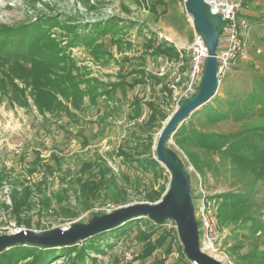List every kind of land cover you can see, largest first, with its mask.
I'll list each match as a JSON object with an SVG mask.
<instances>
[{
  "label": "trees",
  "instance_id": "obj_1",
  "mask_svg": "<svg viewBox=\"0 0 264 264\" xmlns=\"http://www.w3.org/2000/svg\"><path fill=\"white\" fill-rule=\"evenodd\" d=\"M134 1L139 2V0ZM157 5L160 4L154 1L150 6L154 12ZM73 19L72 16L62 19L58 15L42 14L36 21L17 25L0 23V95H9L13 102L27 108H32L34 105L44 119L50 121L51 126L63 129L69 135L74 133L68 127L75 124L79 127L76 138H80L83 146H86L90 143L82 126L85 122L86 110L91 106L97 108V120H90L88 124H94L104 130L103 124H106L113 113L122 109V100L131 90L134 91L136 86L145 85L148 77L147 70L141 67L143 63L132 64V58L124 55L125 52L133 49L132 42L126 40V36L135 23L121 25V19L112 17L95 24L79 25ZM54 27H60L66 32L65 43L53 35ZM154 40L152 36L145 44V52L139 55L145 61L148 55L155 54L178 58L179 50L175 44L163 39L154 45ZM76 46H83L90 57L101 66L109 65L116 59L112 51V47L116 46V51L122 54V59L118 61L120 72L116 80L102 81L99 77L91 75L92 71L88 66L79 65L69 52L70 48ZM133 74L135 77H132ZM16 79L25 86H20ZM156 79L163 81L160 77ZM133 95L134 99L127 118L137 120L142 116L145 106L149 109L148 118L142 124L135 122L139 128L141 126L139 132H130L135 144L119 146L116 155L124 159L128 170L137 168L143 170L145 174L152 173L153 177H157L163 166L155 159V153L154 157L152 156L154 138L151 129L165 120L169 114L157 103L144 101L138 92ZM30 98L32 101H29ZM47 113L57 119L52 121L46 117ZM196 114H199V125L194 120H189L187 123L184 122L174 135L180 136L179 146L198 170L202 171L205 166L212 168L214 156H218L222 167L230 165L232 169L252 176V182L250 181V185L244 189L220 192L216 195L222 198L218 212L219 223L222 227H232L233 233L237 236L241 235L243 239L252 237L249 242L251 247L243 253L239 252L243 247L242 242L231 247L235 264H264V219L258 217L260 214L255 210V205L251 204V193L255 191L254 184L260 181L264 186V127H249L248 124H244L255 116L264 119V76L256 78L255 86L247 96L234 94L223 98L217 94L190 118ZM224 120L243 122L244 126L242 124L238 130L229 133L207 130L206 127L209 125ZM197 149L204 152L205 158L196 152ZM37 153L29 171L33 173L44 168L52 174L53 165L42 163L43 158L40 157L39 152ZM147 154L149 155L145 156ZM52 159L56 169H62L63 158L53 154ZM3 175L4 173L0 172V185L4 179ZM62 178L67 186L62 188L61 193L54 194L58 204L64 200L70 187H74L75 192L80 196V201L85 203V206H89L92 199L99 197L102 189L109 198L119 202L118 200L127 197L129 188H134L138 192L143 185L138 176L133 177L129 172L121 174L122 184L119 185L114 169L106 158L99 154L93 160L83 161L75 172L67 170V174ZM36 187L38 190L41 189L40 184ZM165 190V186H162L158 191L144 188L141 192L144 200L156 202ZM194 191L195 188H192V195ZM32 194V187L26 186L22 191L13 188L10 195L12 213L17 224H24L29 228H31V220L22 217V214L33 207ZM52 201L53 197L46 195L41 198L40 203L43 208H48ZM1 203L3 204L0 200ZM66 211L64 210L65 213ZM96 214L100 215L103 212H94L93 215ZM142 221L144 218L128 221L111 231L73 245L48 247L32 243L16 244L0 251V264H56L53 262L61 257L65 258L64 264L90 262L97 264V257L91 256V253H106V249L102 247L105 236L115 235L116 242L107 245L112 247L128 234L133 225L137 226ZM245 228L249 230L250 236L241 232ZM151 235L152 230L139 229L135 238L143 243V248L136 260L147 262L158 247L167 244L166 240L153 244ZM165 249L166 254L171 251L170 246L166 245ZM165 261L164 257L155 258L149 264H164ZM184 264H192V262L187 260Z\"/></svg>",
  "mask_w": 264,
  "mask_h": 264
},
{
  "label": "rangeland",
  "instance_id": "obj_2",
  "mask_svg": "<svg viewBox=\"0 0 264 264\" xmlns=\"http://www.w3.org/2000/svg\"><path fill=\"white\" fill-rule=\"evenodd\" d=\"M141 1L0 0V23L17 25L22 22L36 21L37 17L42 14L58 15L62 19L72 16L74 22L79 25L84 23L95 24L112 17L121 19V25L135 23L133 28L129 27L131 29L126 36V40L132 42L133 49L125 52L124 55L132 58V64L143 63V67L147 70V77H150V79L146 77L149 82L147 81L144 86H136V89L134 91L131 90L130 93L138 92L139 96L144 99L157 103L167 111L169 114L168 118L175 110L176 105H171L163 97L160 92V87L162 86L159 84V80L156 79L159 76L147 68L151 56L148 55L145 61L139 55L145 52V44L152 36L155 39L154 45L161 42V34L164 38L165 36L167 37L165 39L169 43L177 44L178 35L188 37L192 42L194 27L186 11L185 0H143L142 3ZM154 1L160 4L156 6V12L150 7ZM250 4L249 19L253 30L247 44L249 59L239 60L221 80L218 95L223 98H228L234 94L242 97L247 96L253 90L256 78L261 75L264 76V0H251ZM163 10L164 12H162ZM174 32L176 35H173ZM65 34L66 32L62 28H53V35L64 43L66 42ZM258 48L262 49V53L257 52ZM151 50L153 51V48ZM112 51L117 53L115 55L116 59L112 60L109 65L101 66L90 57L83 46L72 47L69 50L71 56L78 61L79 65L88 66L92 71V76L99 77L105 82L116 80V76L120 72L118 61L122 59V54L116 51V46L112 47ZM16 81L20 86H25L19 79H16ZM122 104V109L117 113H113L106 124H103L104 130L94 124H88L90 120H97V108L91 106L86 110L87 114L84 117L85 122L82 123V126L85 134L90 139V143L83 146L81 139L76 138L79 127L75 124H71L68 127L74 133L69 135L65 130L51 126L50 121H46L34 105H32V108H27L13 102L9 95H0V172L4 173V179L0 185V199L4 201L3 204H0V234L16 232L18 229L26 228L36 231L65 228L76 222H88L94 216V209L108 202L114 204L116 208L138 202H150L144 200L142 196L141 190L144 188L158 191L162 186H165L166 190L164 193L167 191L171 181V173L164 166L160 169L161 173H158L157 177H153L152 173L145 174L143 170L141 171L137 168L128 170L124 159L116 155L119 146H132L135 144L134 137H132L133 135L130 132H139L141 130V126L139 128L135 122L138 121L142 124L148 118L139 117L138 120H129L127 114L131 106L127 104L126 100H123ZM101 105L103 106V102H101ZM222 107H225V105H222ZM198 115L189 117L185 122L194 120L199 125ZM46 117H49L52 121L57 119L55 116L50 117L48 113ZM167 118L151 129L154 138L153 157L158 134ZM242 124L243 122L235 123L233 120H224L211 124L206 128L208 131L229 133L238 130ZM244 124H248L249 127H264V119L255 116L245 121ZM179 138L180 136L173 135L168 140L167 146L184 162L191 177L192 188L197 190L200 179L205 184L203 185L204 188L211 192L242 190L250 185V181L252 182L251 175L234 170L230 165L225 168L222 167L220 161H218V156H214L212 168L205 166L202 171L198 170L179 146ZM16 149L19 153L16 152ZM37 152L43 158L42 163L53 165L54 171L52 174L48 173L44 168L33 173L29 171L31 162L38 155ZM196 152L202 158H205L203 151L197 149ZM53 154L63 158L62 169H56L55 162L52 159ZM98 154L105 157L114 169L119 185L122 184V173L129 172L133 177L138 176L143 182L140 191L137 192L134 188H129L127 197L116 202L109 198L105 194V190L102 189L99 197L92 199L89 206H85V203L80 201V196L75 192V188L70 187L64 200L58 204L54 194L61 193L62 188H66L67 184L62 177L67 174V170L68 172H75L83 161L93 160ZM38 184H40V190L36 187ZM26 186H30L33 189L32 199L34 205L23 213L22 217L31 220V228L24 224H17L12 213V201L9 204L3 199L6 188L10 190L11 194L13 188L22 191ZM254 190L253 194L251 193V204L255 205V210L260 214L258 217L264 219V186L260 181L254 184ZM46 195H51L53 201L48 208H43L40 201ZM193 195L195 197V193ZM64 210H67L66 213ZM218 212L219 208L217 210L219 220ZM220 227L224 232L222 245L228 253V258L219 257V259L226 264H235L231 247L238 242H242L243 247L239 252L243 253L251 247L249 242L252 237L247 228L241 230V232L249 235V239H243L239 234L238 236L235 235L232 227H222L221 225ZM139 229L141 231L152 230L151 242L153 244H158L160 240H164V242L166 240L167 243L160 248L158 247L154 251L152 258L147 262L135 259L143 248V243L135 238ZM115 240V235L113 234L105 236L102 241V247L106 249V253H91V256L97 257V264H143L142 262L149 264L152 259L161 257L166 259L164 264H184L187 260L190 261L185 255L178 229L172 219L157 223L150 220V218H144V221L140 222L139 225H133L128 234L124 235L121 240L119 239L116 244L112 247H107L108 244L116 242ZM166 245L171 247V251L168 254H166ZM64 260L65 258L61 257L53 263L64 264ZM89 264L92 263L90 262ZM192 264L194 263L192 262Z\"/></svg>",
  "mask_w": 264,
  "mask_h": 264
},
{
  "label": "water",
  "instance_id": "obj_3",
  "mask_svg": "<svg viewBox=\"0 0 264 264\" xmlns=\"http://www.w3.org/2000/svg\"><path fill=\"white\" fill-rule=\"evenodd\" d=\"M185 6L187 13L191 16L194 31L204 39L208 54L197 92L178 102L175 110L164 123L155 143V159L171 173L169 188L162 198L154 203L138 202L121 206L111 212L94 215L88 222H76L65 228L42 231L26 228L0 234V251L25 243L48 247L73 245L111 231L134 219L150 218L157 223L172 219L178 229L185 255L191 262L226 264L201 248L191 177L184 162L167 146L168 140L180 126L195 111L209 103L218 94L220 87L216 52L227 20L221 14L212 12L207 0H185Z\"/></svg>",
  "mask_w": 264,
  "mask_h": 264
},
{
  "label": "built area",
  "instance_id": "obj_4",
  "mask_svg": "<svg viewBox=\"0 0 264 264\" xmlns=\"http://www.w3.org/2000/svg\"><path fill=\"white\" fill-rule=\"evenodd\" d=\"M207 2L212 12L221 14L227 20L216 52L219 66L217 75L221 83L234 64L239 60L249 59L247 44L253 30L249 19L251 4L249 0H207ZM165 38L161 34L160 40ZM257 52L262 53V49L258 48ZM207 54L208 48L204 39L194 31L193 41L185 48L179 49L178 58L158 54L151 56L147 68L164 78V81L160 83L161 93L171 105L177 106L181 99L197 92ZM16 152H18L17 149ZM203 185L205 184L200 179L197 190L194 191L195 197L193 195L201 248L218 259L219 257L228 258V253L222 245L224 232L217 215L222 198L216 195L220 192L206 190ZM10 195V190L6 188L3 199L9 204L11 203ZM115 209L114 204L108 202L95 208L94 212L106 213Z\"/></svg>",
  "mask_w": 264,
  "mask_h": 264
},
{
  "label": "crops",
  "instance_id": "obj_5",
  "mask_svg": "<svg viewBox=\"0 0 264 264\" xmlns=\"http://www.w3.org/2000/svg\"><path fill=\"white\" fill-rule=\"evenodd\" d=\"M252 16V15H251ZM173 35H176V33L174 32L173 33ZM193 38H194V33H193ZM192 38V39H193ZM177 43V42H176ZM191 43V41H190V38H188V37H182V36H180V35H178V43L177 44H175L176 46H177V48H178V50L179 49H183V48H185L187 45H189ZM114 52V51H113ZM117 53H115V55H116ZM142 68H145V67H143V66H141ZM132 77H135V74H133L132 75ZM149 79H150V77H148ZM155 80V79H154ZM147 81H148V79H147ZM149 82V81H148ZM159 82V84H160V81H158ZM161 85V84H160ZM138 86H144V85H138ZM161 87H160V92H161ZM136 92H132V94L131 93H129L128 95H127V97L126 98H124L123 100H126L127 101V104H130V106H131V102L133 101V99H134V95L133 94H135ZM121 99H122V97L121 96H119ZM141 97V96H140ZM144 99V98H143ZM123 100H122V102H123ZM144 101H152V100H147V99H144ZM148 114H149V109H148V107L147 106H145L144 107V112H143V114H142V116H141V118H147L148 117ZM138 120V119H137Z\"/></svg>",
  "mask_w": 264,
  "mask_h": 264
},
{
  "label": "bare ground",
  "instance_id": "obj_6",
  "mask_svg": "<svg viewBox=\"0 0 264 264\" xmlns=\"http://www.w3.org/2000/svg\"><path fill=\"white\" fill-rule=\"evenodd\" d=\"M158 136H159V134H158ZM158 138V137H157Z\"/></svg>",
  "mask_w": 264,
  "mask_h": 264
}]
</instances>
